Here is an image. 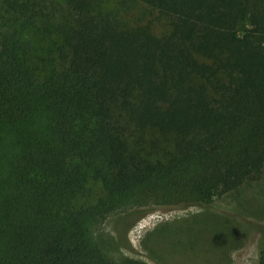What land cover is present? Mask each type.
<instances>
[{
    "label": "trees",
    "instance_id": "trees-1",
    "mask_svg": "<svg viewBox=\"0 0 264 264\" xmlns=\"http://www.w3.org/2000/svg\"><path fill=\"white\" fill-rule=\"evenodd\" d=\"M263 162L264 0H0V264H147L95 228Z\"/></svg>",
    "mask_w": 264,
    "mask_h": 264
},
{
    "label": "rangeland",
    "instance_id": "rangeland-1",
    "mask_svg": "<svg viewBox=\"0 0 264 264\" xmlns=\"http://www.w3.org/2000/svg\"><path fill=\"white\" fill-rule=\"evenodd\" d=\"M93 236L113 262L127 257L147 264H253L264 244V162L256 178L206 204L121 210L106 216Z\"/></svg>",
    "mask_w": 264,
    "mask_h": 264
}]
</instances>
